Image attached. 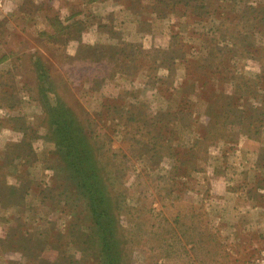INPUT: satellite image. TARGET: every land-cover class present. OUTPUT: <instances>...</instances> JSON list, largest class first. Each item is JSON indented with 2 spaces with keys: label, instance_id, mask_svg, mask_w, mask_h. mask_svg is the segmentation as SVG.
<instances>
[{
  "label": "rangeland",
  "instance_id": "rangeland-1",
  "mask_svg": "<svg viewBox=\"0 0 264 264\" xmlns=\"http://www.w3.org/2000/svg\"><path fill=\"white\" fill-rule=\"evenodd\" d=\"M0 264H264V0H0Z\"/></svg>",
  "mask_w": 264,
  "mask_h": 264
},
{
  "label": "trees",
  "instance_id": "trees-1",
  "mask_svg": "<svg viewBox=\"0 0 264 264\" xmlns=\"http://www.w3.org/2000/svg\"><path fill=\"white\" fill-rule=\"evenodd\" d=\"M229 106H230V108H224V109H220V110H218V109H214L213 108V106L210 108V109H208V110H206L205 111V115H207L208 117H209V121H211L212 122V120L215 118V120L217 121V118L218 117H220V114H224V116H226L227 115V113L231 110V113H233V114H235V111H234V109H235V106H231L230 104H228ZM217 117V118H216ZM72 126H73V124H72ZM208 133H209V130H207L206 131V137H207V135H208ZM211 136H213V135H211ZM215 136H217V135H215ZM86 148V147H85ZM96 197H98V196H96ZM95 197V198H96ZM104 244H105V247L107 246V245H109V243L108 242H104Z\"/></svg>",
  "mask_w": 264,
  "mask_h": 264
}]
</instances>
